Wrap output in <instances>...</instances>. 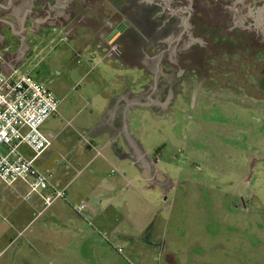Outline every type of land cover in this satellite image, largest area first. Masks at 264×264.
<instances>
[{
	"label": "rangeland",
	"instance_id": "374dc122",
	"mask_svg": "<svg viewBox=\"0 0 264 264\" xmlns=\"http://www.w3.org/2000/svg\"><path fill=\"white\" fill-rule=\"evenodd\" d=\"M227 1L221 14L211 9L197 20L208 28L155 37L132 21L134 4L132 13L119 15L130 23L126 31L133 36L127 38L125 31L108 42L105 59L84 54L81 61L87 58L96 72L89 79L77 72L73 79L86 102L91 99L87 84H102L104 76L113 89L123 81L141 89L156 80L154 75L161 76L159 87H164L165 66L171 107L137 112L135 125L155 165V178L134 169L113 188L118 193L110 200L113 225L126 236L115 240L106 234L110 240H105L100 234L88 245L65 241L61 264H264V0ZM55 42L59 50L66 46L60 38ZM67 57L64 53L55 65ZM141 58L153 76L140 68L113 66V59ZM63 123L59 118L48 122L56 150L66 152V141L79 138L85 152L95 156L97 151L86 147V131L73 120ZM102 153L103 163L89 173L83 175L78 167L74 187L98 189L116 176L111 171L119 172L118 165L109 164ZM93 168L101 174L93 175ZM148 231L152 244L145 242ZM158 236L163 249L155 243Z\"/></svg>",
	"mask_w": 264,
	"mask_h": 264
},
{
	"label": "crops",
	"instance_id": "0c3cea01",
	"mask_svg": "<svg viewBox=\"0 0 264 264\" xmlns=\"http://www.w3.org/2000/svg\"><path fill=\"white\" fill-rule=\"evenodd\" d=\"M113 4L121 3L107 0H0V52L4 57L5 74L29 73L60 100L57 114L42 126L48 138L53 131L49 121L59 118L64 124L73 120L78 123V130H84L90 136L86 147L97 151L95 156H90L78 138L66 141L64 153L56 150L52 143L35 161L39 170L54 174L55 188L66 192L65 199H59L49 207L39 195L25 200L28 186L24 182L17 181L8 187L0 179V264H61L65 259L62 252L65 241L73 244L84 241L88 245L95 237H100V233L109 234L115 240L126 236L113 225L115 219L110 200L118 195L116 191L113 194V188L120 186L127 172L134 169L141 174L148 173L151 178L155 176V165L139 137L135 118L141 109L165 111L171 107V76L164 70L165 66L162 69L166 79L164 87H159L161 76L154 75L156 80L141 89L128 86L124 81L118 82L113 89V83L104 76L101 77L102 84L95 81L94 87L92 82L87 84L91 90L89 102L73 79L77 72H84L83 79H89L96 72L87 58L81 61L85 53H89L88 57L107 58L106 44L126 31V21L120 20V12L113 10ZM58 38L66 44L61 50L55 42ZM64 53L69 57L59 59L62 68L58 70L60 67L55 61ZM113 66L140 68L146 77L153 76L145 72L147 66L143 58L113 59ZM96 143L107 153V162L118 165L120 171L116 169V176L108 178L106 186L99 185L98 189L91 190L84 185L76 188L78 167L83 169L84 175L97 162L103 163L98 158L103 153ZM20 151L27 158H34L35 154L28 146L22 145ZM91 173L101 174L95 168ZM52 192V188L45 191L46 194ZM166 192L170 193L169 187ZM83 202L87 207L84 215H80L75 206ZM115 212L119 213L117 209ZM89 221L95 225L94 230ZM113 227L117 230L115 233L111 231ZM156 239L163 249L165 242L160 236Z\"/></svg>",
	"mask_w": 264,
	"mask_h": 264
},
{
	"label": "built area",
	"instance_id": "2783aa9c",
	"mask_svg": "<svg viewBox=\"0 0 264 264\" xmlns=\"http://www.w3.org/2000/svg\"><path fill=\"white\" fill-rule=\"evenodd\" d=\"M3 62L0 52V179L8 187L17 181L24 182L28 186L24 199L39 195L49 207L57 200L65 199L66 192L55 188L52 183L54 174L39 170L35 161L52 146V140L43 133L42 126L57 114L60 100L29 73L14 71L11 75L5 74ZM80 135L86 140L84 133ZM22 145L34 152V158L29 159L20 151ZM49 188L53 192L46 194ZM86 207V202H83L75 206V210L84 215ZM100 234L105 240H110L108 235ZM118 251L122 253L123 248Z\"/></svg>",
	"mask_w": 264,
	"mask_h": 264
},
{
	"label": "flooded vegetation",
	"instance_id": "af4514ba",
	"mask_svg": "<svg viewBox=\"0 0 264 264\" xmlns=\"http://www.w3.org/2000/svg\"><path fill=\"white\" fill-rule=\"evenodd\" d=\"M106 1V0H105ZM113 2H121V5L125 7H118L114 5L115 12H122L130 10L137 6V14L132 13V21L141 29L143 33L149 36L155 37L162 33H176L177 31L190 32L195 30H201L203 27L208 28L206 23L197 22L198 19L208 16L211 9L219 14L221 8L227 3V0H107ZM135 4V5H134ZM120 5V4H119ZM120 5V6H121ZM166 11H170L167 14ZM185 15V16H184ZM164 16V17H163ZM185 17L184 23L182 18ZM163 18L161 23L159 19ZM213 18V16H212ZM133 22V23H134ZM130 23H126V29L129 28ZM125 25V23H124ZM190 30V31H189ZM126 31L127 38L132 37L133 33ZM238 33V32H237ZM137 40V37H136ZM138 41V40H137ZM140 45V44H139ZM143 46V45H142ZM142 50V49H141ZM153 233L147 232L145 236V242L152 244ZM157 247L162 249V244L155 242Z\"/></svg>",
	"mask_w": 264,
	"mask_h": 264
},
{
	"label": "water",
	"instance_id": "95a60500",
	"mask_svg": "<svg viewBox=\"0 0 264 264\" xmlns=\"http://www.w3.org/2000/svg\"><path fill=\"white\" fill-rule=\"evenodd\" d=\"M3 36H4V40H5V42H6V34H5V33H3Z\"/></svg>",
	"mask_w": 264,
	"mask_h": 264
}]
</instances>
